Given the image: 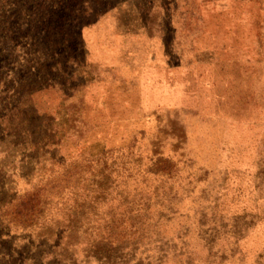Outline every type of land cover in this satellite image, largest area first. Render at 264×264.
<instances>
[{
    "label": "rangeland",
    "instance_id": "obj_1",
    "mask_svg": "<svg viewBox=\"0 0 264 264\" xmlns=\"http://www.w3.org/2000/svg\"><path fill=\"white\" fill-rule=\"evenodd\" d=\"M54 1L0 0V264H97L83 237L59 242V211L24 228L7 203L132 146L175 167L143 184L174 211L162 264L182 243L194 264H264V0Z\"/></svg>",
    "mask_w": 264,
    "mask_h": 264
},
{
    "label": "trees",
    "instance_id": "obj_2",
    "mask_svg": "<svg viewBox=\"0 0 264 264\" xmlns=\"http://www.w3.org/2000/svg\"><path fill=\"white\" fill-rule=\"evenodd\" d=\"M56 1L58 10H62L65 0H55L52 4ZM32 113L35 118V110ZM36 129L33 133L35 140L57 134L49 127ZM132 149L133 146L124 152L120 161L112 159L113 163L101 164L100 159L94 164L61 161L59 170H51L39 189L25 190L15 201L7 203L9 223L32 229L46 214L51 215L56 209V213L59 211L61 215L54 220V225L58 226L59 221L67 224L60 231L59 242L71 233L75 237H83L82 244H77L90 248L93 255L87 254L86 258L97 264H131L130 258L135 257L137 251H145L150 246L148 243L156 240L160 241L158 253L162 255L157 258L147 256L149 260L146 264H162L167 250H164L159 235L174 211L167 208L170 205L158 194L160 187L150 195L146 189L150 186L143 187V184L150 178L167 179L174 173L175 167L161 157L149 165L142 164ZM68 244L72 248L77 246L70 240ZM182 244L180 253L175 251L178 254H174L176 262L172 264H181L183 257H186V264H194L187 258L188 252L185 254L186 247ZM150 257L155 259L154 263ZM133 264L144 263L138 260Z\"/></svg>",
    "mask_w": 264,
    "mask_h": 264
}]
</instances>
